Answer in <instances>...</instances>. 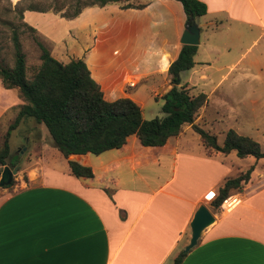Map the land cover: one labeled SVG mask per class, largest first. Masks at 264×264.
<instances>
[{
    "label": "crops",
    "instance_id": "crops-1",
    "mask_svg": "<svg viewBox=\"0 0 264 264\" xmlns=\"http://www.w3.org/2000/svg\"><path fill=\"white\" fill-rule=\"evenodd\" d=\"M199 1L207 11L194 19L200 28L199 43L193 67L180 74L181 85L190 93L204 92L202 88H210L211 93L225 81L237 86L242 70L236 77L230 73L239 57L256 47L258 53L250 62L257 64V56L264 53V0ZM153 2L150 17L162 23L156 30L136 20L112 19V28L110 18L99 23L80 18L98 8L95 6L68 20L85 22V28L94 32L99 26L114 30L138 48L133 57L121 51L115 55L122 82L116 83L119 92L123 84L129 87L136 80L146 81L151 64L167 73L181 49L186 23L181 4L174 3L176 0H132L143 4V9L151 8ZM132 9L137 8L125 10ZM62 35L61 48L55 45L51 49L56 59L64 63L81 58L107 101L128 96L137 102L127 93L105 95L108 88L93 74L100 54L77 24L67 25ZM114 83L109 84L111 91ZM154 86L155 96L164 95L170 87L169 75ZM208 101L207 94L195 123L203 120ZM32 149L26 152L28 166L22 170L21 180L0 187V264H173L189 241V223L199 204L210 208L224 181L250 167L249 180L233 193L235 204L218 212L180 264H264V157H238L235 151L208 148L190 124L163 146L145 147L130 135L120 148L69 156L89 166L92 177L72 175L67 159L52 145L40 141ZM52 157L64 164L63 169L49 165Z\"/></svg>",
    "mask_w": 264,
    "mask_h": 264
},
{
    "label": "trees",
    "instance_id": "trees-1",
    "mask_svg": "<svg viewBox=\"0 0 264 264\" xmlns=\"http://www.w3.org/2000/svg\"><path fill=\"white\" fill-rule=\"evenodd\" d=\"M176 1L180 2L186 21L195 22L196 17L207 11L199 0ZM113 2L120 3L121 9L143 8V4H134L132 0H17L14 4L15 19L7 22L11 30L13 63L11 66L0 64V81L3 88L17 90L22 103L0 142V173L5 165L18 166L19 159L11 153L9 137L23 119H32L46 128L52 146L67 159L71 174L76 177H92L93 172L89 166L68 159L70 155L99 154L120 148L130 135H135L145 147L163 146L170 136L178 135L185 124H190L203 144L215 151H235L238 157H264L260 143L252 137L230 128L218 144L215 134L194 122L207 103V94L190 93L186 85H181L180 74L193 67L197 45L182 44L177 57L169 64L167 73L171 88L162 95L163 115L151 119H145L141 106L129 97L107 101L81 58L63 63L37 39L39 63L28 73L19 36L24 27L31 32L37 31L24 21L25 11L53 12L70 20L85 8L103 7ZM251 170L252 167L227 178L210 205L218 208L225 198L240 191L249 180ZM13 183L14 179L4 187ZM186 254L180 251L173 264H180Z\"/></svg>",
    "mask_w": 264,
    "mask_h": 264
},
{
    "label": "rangeland",
    "instance_id": "rangeland-1",
    "mask_svg": "<svg viewBox=\"0 0 264 264\" xmlns=\"http://www.w3.org/2000/svg\"><path fill=\"white\" fill-rule=\"evenodd\" d=\"M16 1L0 0V64L9 66L13 63V57L10 39L11 30L7 22L15 19L13 8ZM133 1L143 3V0ZM177 2L174 3L180 6V3ZM154 4L155 2H153L151 8L125 10L120 8V3L113 2L108 3L105 7L95 8L94 11H89L80 18L95 21L96 23L110 18L111 27L114 26L112 19L123 23H128L129 20H136L141 22L142 26L145 24L148 29L156 30L162 26V23L157 20L153 21L150 17V13L154 10ZM24 21L34 27L38 33L37 35V33L31 32L24 27V31L19 36L22 50L26 56L29 74L32 67L39 63L40 51L36 39L40 40L51 52L52 47L55 45L61 48L60 45L64 39L62 32L65 27L77 24L81 31H83V34L86 35L87 42L90 45H95L94 52L100 54L96 56V63L99 67L98 69H93V74L102 85H105L106 89L108 88V91L105 90V95L108 97L114 95L116 97V95H123L124 93L132 95L141 106L145 119L161 117L163 115L161 105L164 100L162 96H155L153 92L156 90L154 85L162 81L168 74L166 72H158L152 64L147 67L150 68L151 74L146 81L143 79L136 80L135 86L129 87L127 84H123L121 92L116 89V83L121 82V76L119 73L120 65L115 60V55L118 51H121L123 54L128 53L133 57L138 48H135L132 42H127L114 30L110 31L106 27L99 26V30L96 29V32H94L85 28V22L78 23V21H75V23H69L68 19L60 17L53 12L26 11ZM166 27L168 28L169 25L167 24ZM254 53H256V47H253L250 51L239 57L237 67L230 73V77H236L242 70L237 86H230L228 85V81H225L211 93L210 88H202L209 95V101L203 113V120L200 121L199 126L215 134L219 143H222L225 132L232 128L238 133L250 136L258 141L261 149L264 151V53L257 56L260 59L257 64L254 61L250 62ZM63 55L67 56L66 53H63ZM67 61L65 60L64 63ZM108 64H111L112 68H109ZM132 64L130 66L134 68V61ZM141 66L143 67L144 63ZM142 67H139V69L143 70ZM111 69H115V72ZM188 73L186 72L182 75L183 82H185ZM111 82H115L113 91L109 89ZM21 103L22 100L17 90L4 89L0 81V142L8 125L13 121ZM40 141L52 145L46 128L32 119H23L18 127L11 132L9 137L11 153L16 154L20 160L17 164V168H20L13 176L14 182L21 180L22 170H25L28 166L27 158H25L26 152ZM49 165L59 169H63L64 167L62 166L64 164L55 157L51 158ZM209 207L214 213L216 220L219 207Z\"/></svg>",
    "mask_w": 264,
    "mask_h": 264
},
{
    "label": "water",
    "instance_id": "water-1",
    "mask_svg": "<svg viewBox=\"0 0 264 264\" xmlns=\"http://www.w3.org/2000/svg\"><path fill=\"white\" fill-rule=\"evenodd\" d=\"M199 33H200L199 26L195 22H192L191 19H189L185 23V28L181 34L180 42L182 44L198 45ZM170 88H171V84L168 89L163 91V93L164 94L167 93V91ZM17 170H18L17 166L11 168L10 166L5 165L0 173V187L7 186L13 179V176L15 175ZM214 221H215V216L211 212V210L206 205L199 204L189 223L190 237L188 243L183 248V251L187 252L193 246H195L203 230L208 226H210Z\"/></svg>",
    "mask_w": 264,
    "mask_h": 264
},
{
    "label": "built area",
    "instance_id": "built-area-1",
    "mask_svg": "<svg viewBox=\"0 0 264 264\" xmlns=\"http://www.w3.org/2000/svg\"><path fill=\"white\" fill-rule=\"evenodd\" d=\"M130 86H133V83L129 84ZM236 196L233 195H229L227 198H225L221 204L219 205V212H224V211H228L236 202Z\"/></svg>",
    "mask_w": 264,
    "mask_h": 264
},
{
    "label": "snow or ice",
    "instance_id": "snow-or-ice-1",
    "mask_svg": "<svg viewBox=\"0 0 264 264\" xmlns=\"http://www.w3.org/2000/svg\"><path fill=\"white\" fill-rule=\"evenodd\" d=\"M210 195H212V194H210Z\"/></svg>",
    "mask_w": 264,
    "mask_h": 264
}]
</instances>
